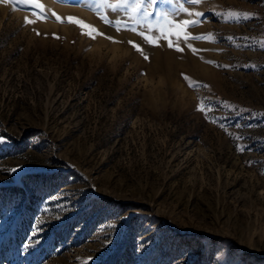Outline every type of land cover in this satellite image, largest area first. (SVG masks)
<instances>
[{
    "label": "rangeland",
    "instance_id": "rangeland-1",
    "mask_svg": "<svg viewBox=\"0 0 264 264\" xmlns=\"http://www.w3.org/2000/svg\"><path fill=\"white\" fill-rule=\"evenodd\" d=\"M38 2L0 0V264H264V0Z\"/></svg>",
    "mask_w": 264,
    "mask_h": 264
},
{
    "label": "snow or ice",
    "instance_id": "snow-or-ice-1",
    "mask_svg": "<svg viewBox=\"0 0 264 264\" xmlns=\"http://www.w3.org/2000/svg\"><path fill=\"white\" fill-rule=\"evenodd\" d=\"M23 2H28V3H35V6L37 8H43V5H41L38 0H23ZM201 2V0H189V4L192 5V6H195L197 4H199ZM156 3V0H143V5L144 6H148V5H154ZM120 5L118 4H113V5H110V7H112L113 9L119 7ZM142 7V4L141 3H135L132 8H131V11L133 13H136L138 12ZM184 12H188V9L187 8H184L183 9ZM152 13L148 12L147 10H145L143 12V15L145 16H149L151 15ZM53 15H56L55 13H53ZM190 15H195L197 17H200L202 16L203 14L202 13H199V12H196V13H190ZM233 15H237V16H243L244 18H248L249 13H234ZM43 18V17H41ZM58 20L62 19L60 17H57ZM104 20V22L106 23H109L110 21L107 20V18H102ZM68 20L70 22H73V23H76L78 25H80L81 29H82V34H85V35H88L90 38H95L97 35H104L103 33H100L98 29L95 28L94 25H90V24H86L83 20H80L78 18H75V17H68ZM25 22L26 23H34V21L30 20L29 18H25ZM194 23H199V21H189V20H181V21H170V28L168 30V32L164 33V36H165V39H168V46L169 47H176L178 51H183V49L179 48V45L178 44H173L172 40L170 39V37L172 35H175L176 37H183L185 40L191 38V39H205V37L203 35H199V36H191L189 37V34H187L185 32V29L187 26H190L191 24H194ZM126 26V25H125ZM117 30H120L119 27H117ZM134 30V29H133ZM39 34V33H37ZM142 36H145V38L150 42V43H158V39L154 38L153 36L151 35H147L145 33H141ZM108 39H112V37H107ZM130 43H133L134 44V47L136 48L137 51H140L141 53H143V50L140 48L139 45L135 44L134 42H131ZM189 47L191 48L192 46L189 45ZM194 53H196L198 50L193 48L192 49ZM145 59H147V57L145 56ZM208 63H215L213 61H208ZM227 67V66H225ZM187 79V77H186ZM199 110L202 111V112H205L206 113V109H205V106L203 105V103H201V105L199 106ZM212 122H216L215 120H213ZM13 171H15V169H13Z\"/></svg>",
    "mask_w": 264,
    "mask_h": 264
},
{
    "label": "bare ground",
    "instance_id": "bare-ground-1",
    "mask_svg": "<svg viewBox=\"0 0 264 264\" xmlns=\"http://www.w3.org/2000/svg\"><path fill=\"white\" fill-rule=\"evenodd\" d=\"M157 32H158V31H155V30L152 31V36H153V37H156V39H158V38H157V36H158V35H157ZM123 37H124V36H123ZM128 37L130 38L129 35H128ZM126 38H127V37H126ZM129 38H128V39H129ZM178 39H179V38H178ZM173 40H174V39H173ZM175 40H176V39H175ZM160 41H161V40H160ZM158 42H159V39H158ZM172 42H173V41H172ZM178 42H179V41H178ZM161 43H162V42H161ZM162 45H163V43H162ZM164 46H166V45H163V47H164ZM158 49H159V48H158ZM161 50H162V48H161ZM165 50H166V49H165ZM158 52H159V50H156V56L159 54ZM168 52H169V51H168ZM165 54H166V53H165ZM154 55H155V53H154ZM158 59H159V57H158Z\"/></svg>",
    "mask_w": 264,
    "mask_h": 264
}]
</instances>
